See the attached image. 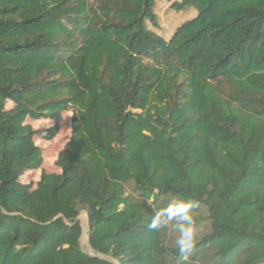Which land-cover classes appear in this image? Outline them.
Masks as SVG:
<instances>
[{"label":"trees","instance_id":"obj_1","mask_svg":"<svg viewBox=\"0 0 264 264\" xmlns=\"http://www.w3.org/2000/svg\"><path fill=\"white\" fill-rule=\"evenodd\" d=\"M0 0V264H177L148 224L195 201L186 264H264V0ZM15 107L8 109L7 103ZM72 111L60 173L33 121ZM59 133L49 130L48 140Z\"/></svg>","mask_w":264,"mask_h":264},{"label":"rangeland","instance_id":"obj_2","mask_svg":"<svg viewBox=\"0 0 264 264\" xmlns=\"http://www.w3.org/2000/svg\"><path fill=\"white\" fill-rule=\"evenodd\" d=\"M180 1V0H174ZM171 4L167 0H157V13L160 19L161 35L166 39H169L173 32L184 22L194 18V15L185 12H177L171 9ZM15 104L12 102L7 103V108H13ZM72 117L73 112L70 111L65 113L57 121H33L28 120V124L35 130V139L38 146L44 149L45 162L41 170L27 173L23 178L22 182L26 184H33V188L37 187V183L40 181L43 173H60L56 166V161L60 152L65 147L66 143L70 140L72 134ZM58 125L59 133L53 140H48L49 130L54 126ZM79 221L83 229V235L81 238V248L83 252L88 255H97L105 261L113 264H118L116 260L109 256L101 255L96 253L89 242V220L86 213H82L79 216Z\"/></svg>","mask_w":264,"mask_h":264},{"label":"clouds","instance_id":"obj_3","mask_svg":"<svg viewBox=\"0 0 264 264\" xmlns=\"http://www.w3.org/2000/svg\"><path fill=\"white\" fill-rule=\"evenodd\" d=\"M197 206L195 201L177 200L173 197L168 207L159 209L148 224L151 230H162L166 229L174 220L179 222L174 225L179 232L175 241L180 253L177 264H186L187 254L194 247V237L198 229L194 223L192 212Z\"/></svg>","mask_w":264,"mask_h":264},{"label":"water","instance_id":"obj_4","mask_svg":"<svg viewBox=\"0 0 264 264\" xmlns=\"http://www.w3.org/2000/svg\"><path fill=\"white\" fill-rule=\"evenodd\" d=\"M77 220H79V218H78ZM91 256H93V257H95V258H99V259L103 260L102 258H100V257H99V256H97V255H91Z\"/></svg>","mask_w":264,"mask_h":264}]
</instances>
